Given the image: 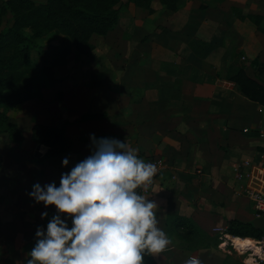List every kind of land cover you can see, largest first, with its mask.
<instances>
[{"label":"crops","instance_id":"1","mask_svg":"<svg viewBox=\"0 0 264 264\" xmlns=\"http://www.w3.org/2000/svg\"><path fill=\"white\" fill-rule=\"evenodd\" d=\"M132 4L102 36L107 42H95V57L70 55L54 68L55 82L43 98L17 107V124L30 129V140L23 129L21 142L0 132V264H26L37 228L46 229L56 212L28 195L32 186L59 187L61 174L92 154V135L126 142L146 162H167L145 196L158 205V227L172 240L154 257L157 264H184L191 255L201 264H227L223 247L208 245V238H243L215 228H227L232 218L264 227L231 177L234 163L262 161L264 152L258 133L264 106L231 80L239 69L259 80L264 0H178L177 10L161 0H152V10ZM128 12L125 44L121 28ZM249 15L261 16L260 26ZM116 33L119 38L108 41ZM85 114L102 116L81 119ZM35 123L65 125L72 149L42 159L48 148L32 139Z\"/></svg>","mask_w":264,"mask_h":264},{"label":"clouds","instance_id":"2","mask_svg":"<svg viewBox=\"0 0 264 264\" xmlns=\"http://www.w3.org/2000/svg\"><path fill=\"white\" fill-rule=\"evenodd\" d=\"M91 139L92 154L62 173L59 187L55 182L32 186L28 195L56 212L46 229L37 228L26 264H145L146 255L156 257L172 244L158 227L156 202L137 192L153 185L156 164L141 159L126 142ZM68 163L65 158L63 165ZM184 264L201 261L189 256Z\"/></svg>","mask_w":264,"mask_h":264},{"label":"trees","instance_id":"3","mask_svg":"<svg viewBox=\"0 0 264 264\" xmlns=\"http://www.w3.org/2000/svg\"><path fill=\"white\" fill-rule=\"evenodd\" d=\"M161 2L168 9L177 10L178 0ZM131 3L152 10V0H5L0 5V132L8 133L12 142L23 141L24 132L8 110L31 99L43 98V90L55 82L54 68L70 55L95 57L97 50L93 36H106L112 31L121 10ZM9 13L12 19L4 26ZM249 16L260 26L261 16ZM259 28L264 31V25ZM48 33H54L58 43L38 49L43 62L39 71L27 68L32 62V51L38 48L37 39ZM255 70L259 80L251 77L245 69H239L231 80L249 100L264 106V64H256ZM101 116L85 114L81 119ZM32 139L48 148L42 159L65 154L73 146L65 125L35 123ZM226 231L240 238L262 240L264 237V227L238 218L228 221ZM145 264L157 262L154 257L146 255Z\"/></svg>","mask_w":264,"mask_h":264},{"label":"rangeland","instance_id":"4","mask_svg":"<svg viewBox=\"0 0 264 264\" xmlns=\"http://www.w3.org/2000/svg\"><path fill=\"white\" fill-rule=\"evenodd\" d=\"M4 2H5V0H2L0 5H3ZM128 10H129V8H128ZM125 16H127V17L122 20L123 21L122 22L123 25L121 28L122 34L126 33V31H128L130 28V25L128 24V20L130 19L131 14H129V12H128V14H125ZM11 19H12V14L11 13L7 14L5 19H4L3 25L5 26L9 22V20H11ZM27 33H29V32H27ZM116 36L119 38V33H116L115 35L110 37L108 41L113 42L112 40H115ZM93 37H94L93 38L94 42H96L97 44L100 43V45H101L103 43V41L107 42L106 38H103L102 36L94 35ZM129 38H130L129 34L126 33V37L123 39V43L128 44ZM57 43H58V39L56 38L54 33H48V34L44 35L43 37L37 39L38 48L34 49L32 51V62L27 65V68L39 71L42 68L43 62L41 60V56L38 53V49H41L42 46L48 47V46L55 45ZM115 51H117V50H115ZM72 56H76V55L72 54ZM17 107L13 108L11 110H8V114L16 122H17V118H19ZM20 122L22 124L25 123V121L23 119ZM22 129L28 133V135H29L28 139L30 140L31 139L30 138V129H28V127L26 125H23ZM2 132L6 133L5 131H2ZM231 177H233V180L235 181L234 174H232ZM257 242L259 243V246L261 247V252L258 254H255L254 247L253 248L248 247L246 249H241L238 246H236V243L233 242V237H230L229 235L224 237V238H220V236L217 234L214 237H209L207 240L208 245L217 244L219 246V248L223 247V249H224L223 254L224 255H221L222 256L221 260L222 261L225 260L227 262V264H229L231 262L232 263L233 262H239V263H243V264H264V242H263V240H257Z\"/></svg>","mask_w":264,"mask_h":264},{"label":"built area","instance_id":"5","mask_svg":"<svg viewBox=\"0 0 264 264\" xmlns=\"http://www.w3.org/2000/svg\"><path fill=\"white\" fill-rule=\"evenodd\" d=\"M247 130V129H245ZM259 135L264 138V122L258 129ZM262 161L253 162L252 160H242L234 163L233 173L239 186V194H245L252 202L256 215L264 219V152L260 154ZM147 162L156 164L157 174L155 178L167 168V162L160 157H154ZM153 191V185H151L148 191L137 189L138 194L148 196ZM218 232L226 233V228H215ZM264 242V237H263ZM194 256V255H191ZM196 257V256H195ZM198 258V257H197Z\"/></svg>","mask_w":264,"mask_h":264},{"label":"bare ground","instance_id":"6","mask_svg":"<svg viewBox=\"0 0 264 264\" xmlns=\"http://www.w3.org/2000/svg\"><path fill=\"white\" fill-rule=\"evenodd\" d=\"M259 242V241H258ZM255 240H252L251 238H243V239H234V243H236V246L248 248V247H254L255 253L261 252V247L259 246V243Z\"/></svg>","mask_w":264,"mask_h":264}]
</instances>
